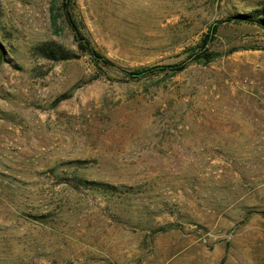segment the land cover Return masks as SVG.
Here are the masks:
<instances>
[{
  "label": "rangeland",
  "instance_id": "obj_1",
  "mask_svg": "<svg viewBox=\"0 0 264 264\" xmlns=\"http://www.w3.org/2000/svg\"><path fill=\"white\" fill-rule=\"evenodd\" d=\"M64 4L0 0V264H264V0Z\"/></svg>",
  "mask_w": 264,
  "mask_h": 264
},
{
  "label": "trees",
  "instance_id": "obj_2",
  "mask_svg": "<svg viewBox=\"0 0 264 264\" xmlns=\"http://www.w3.org/2000/svg\"><path fill=\"white\" fill-rule=\"evenodd\" d=\"M66 2L67 0H65V9H66ZM240 18H243L244 20H249V16L248 15H241ZM257 23H260L262 24L263 21L261 20H257L256 21ZM70 23H71V26L73 27V29L75 30V32L78 34V30L76 29L75 27V24L72 20H70ZM216 26H212L211 29H210V32H209V35H208V38H210V36L212 34H214V32L216 31ZM87 50L93 55L95 56L96 58H98L104 65H108V66H113V63L111 60H109L107 57L103 56V55H100L99 53H97L88 43H85ZM202 55H205L207 58H210L211 55L210 53L208 52L207 49H204V50H201L199 53H197V55H195V58L196 57H199V56H202ZM184 62H181L177 65H170L172 66L173 68H176L178 70H181L184 66ZM164 68L162 65H155V66H152V67H148V68H143V69H138V70H135V71H130L128 72L129 75H133V76H140V75H144L146 73H149V72H152V71H155V70H159V69H162Z\"/></svg>",
  "mask_w": 264,
  "mask_h": 264
}]
</instances>
